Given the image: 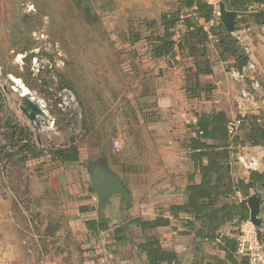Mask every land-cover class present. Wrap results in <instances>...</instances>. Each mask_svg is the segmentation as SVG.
<instances>
[{
	"label": "rangeland",
	"instance_id": "1",
	"mask_svg": "<svg viewBox=\"0 0 264 264\" xmlns=\"http://www.w3.org/2000/svg\"><path fill=\"white\" fill-rule=\"evenodd\" d=\"M189 1L0 0V264L96 260L102 236L84 233L88 215L79 211L88 186L96 193L95 165L138 198L147 193L137 187L159 175L164 149L170 169L184 167L191 101L212 95L202 81L219 57L211 41L186 42L180 21L174 39L185 43V56L156 55L163 15L184 19ZM224 66L230 72L235 64ZM26 97L43 111L33 120L23 110ZM8 123L18 134L12 140ZM22 128L41 157L24 158ZM70 145L78 162L53 158Z\"/></svg>",
	"mask_w": 264,
	"mask_h": 264
},
{
	"label": "crops",
	"instance_id": "2",
	"mask_svg": "<svg viewBox=\"0 0 264 264\" xmlns=\"http://www.w3.org/2000/svg\"><path fill=\"white\" fill-rule=\"evenodd\" d=\"M226 2H224V4L227 10L237 12L235 27L232 32L225 27L221 17L214 16V18L207 22L203 17H200L194 12V8H191V14L185 15L184 19L180 20L182 27L180 28L179 34L181 32V36H183V38L186 37V42H189L187 41L189 39L194 41V44H201V46H204L205 42L199 43L189 38L187 34L188 27L184 24V20L189 17V21L194 22L198 27H202L206 31H210V29L214 27L215 32L207 41L214 43V47L219 54L218 60L214 64H211V72L205 74V79L202 81L204 87L208 85L213 87L212 89L206 90L212 92V95L202 100L193 99L191 101L194 106L192 110L190 109L191 112H189L190 121L192 120L190 136L187 141L181 143L183 148L189 150V157L186 156L184 167L181 169V167L175 166L174 168L173 165L174 169H170L168 166V157H170L168 153L169 150L166 152V149H164L163 158L165 162L164 165L162 164L161 166L159 175L154 177L150 184L145 182L137 187L139 191H146L147 194L144 195V197L138 198L135 192L131 193L130 188L122 181L131 196L127 197L114 194L106 201L101 209L97 191L96 193L95 191H91V187L88 186L83 195L81 193L84 197L79 201V211L82 216L88 215V217L84 219L85 223H81L82 226H84V233L88 234L90 237L94 236V241L97 237L102 236L98 240V253L100 254L97 255L95 261H88V264H232L227 258V252L221 249L219 244L222 242L221 235H227L233 238L236 237L241 224L237 217H235L233 221L223 223L219 229L220 235L218 238L215 241H210L200 235L204 223L198 221L196 223H189V221L193 219L192 213L180 212L178 216H174L171 213L172 205L186 203L188 185L193 182L199 183L201 181V174L195 168V163L192 159V150L189 146V139L197 134L196 128L192 126L197 121V115H213L222 111L226 114L228 121L233 120L239 112L237 104L239 102L238 95L240 90L245 86L246 82L248 83V81L245 80L235 79L231 76V73L225 69L224 65L228 63L235 64L234 67L238 68L240 61V59L237 60L235 54L226 53L224 55L222 53L223 45L220 39L225 37L227 32L231 33L236 38L238 48L242 52H244V49L249 51L248 61L257 64L259 76L262 79V91L257 102L246 105V113L247 116L258 117L260 121L264 120V24L257 23L254 19V15L258 12V9L264 7V4H242L241 0H226ZM185 47V43H183L181 39H178L173 50L180 52L176 59L184 55L186 50ZM233 79L240 83L239 91H236V84ZM184 114L186 115L188 113L184 112ZM254 123L255 122L247 117L240 130H238L237 137L234 140L231 137L228 140H208L209 143L219 144L221 149L223 148L229 151V157L226 159V162L229 164V175L233 181L244 179L248 182L250 180L251 172L241 167L237 162V155L240 153L257 156L261 163L258 171L264 172V143L254 145L249 142L248 136H246L255 128L256 124ZM160 148L162 149V146H160ZM187 159L189 160L187 161ZM204 163H207L206 159ZM177 164H181L180 161ZM225 182L224 180L220 185V191L225 188ZM263 190L264 187L258 186L257 188H250L248 196H245L247 192H242V190L234 191L231 195L227 196L221 195L218 199L217 206H222L226 203H230L231 206H238V203L246 199V207L250 216L248 197L253 194H258L263 203ZM159 196L162 197V199L156 201L155 197ZM82 199H84V201ZM95 201L97 205L94 204ZM163 206L164 208H161ZM263 215L264 211L261 206L260 217L262 218ZM158 216L170 219V223L154 228H142L139 224L133 222L135 218L154 220ZM90 219L101 220L107 225L101 228L97 223L95 228H89L86 221ZM81 221L82 220H80V222ZM205 224L208 229L210 223ZM132 230H135L141 237L131 238ZM153 241L158 242L159 250L157 254H159L161 258L162 252H173L176 254V258L172 261L157 258L156 263L151 261L148 253L150 252L148 250L150 245L148 246V244ZM235 255L239 257L238 260L240 261L242 256L237 253H235ZM163 256L165 255L163 254ZM253 264H264V251L261 259Z\"/></svg>",
	"mask_w": 264,
	"mask_h": 264
},
{
	"label": "trees",
	"instance_id": "3",
	"mask_svg": "<svg viewBox=\"0 0 264 264\" xmlns=\"http://www.w3.org/2000/svg\"><path fill=\"white\" fill-rule=\"evenodd\" d=\"M226 2V0H222ZM227 3V2H226ZM242 4L246 3H257L264 4V0H241ZM188 7L194 8V12L200 17H203L207 22L214 18L213 7L202 0H190L188 2ZM192 10V9H191ZM163 26L164 35L162 38V43L157 49V56L169 55L172 50H174L177 41L174 39V29L177 23L180 21L179 15L169 16L167 14L163 15ZM254 19L257 23L264 24V7L258 9V12L254 15ZM184 20V24L188 27L187 34L190 39H194L197 42H206L209 37L214 34V27L210 31H206L202 27H198L194 22ZM192 28V29H191ZM227 32V31H226ZM223 45L222 53L235 54L237 60L244 56L237 45L236 38L229 32L226 33L225 37L220 39ZM210 73L209 71H205ZM212 86H205V89H212ZM1 111V106H0ZM253 122H255V128L251 130L246 136L250 143L254 145H259L262 143L260 137L264 136V120L260 121V118L255 116H247ZM246 117V119H247ZM245 119V120H246ZM228 118L226 114L222 111L217 112L213 115L201 114L197 115V121L194 125L196 128V136L189 139V146L192 150V159L195 163V168L201 174V181L199 183L193 182L187 187V201L184 204L171 206V213L174 216H178L180 212H189L193 214V219L189 223H204L203 229L200 231V235L210 241H215L220 235L219 229L223 223L233 221L235 217L240 220L248 219L249 213L246 207V199L237 205H230L226 203L222 206H217L219 197L231 195L234 191L242 190V192H247L245 196H248L250 188H257L258 186L264 187V172L250 171V180L246 182L244 179L238 181H233L231 179L230 167L226 159L229 157V151L227 149H221L219 144L209 143V139H222L228 140L230 135L228 134ZM243 125V124H242ZM8 129L7 135L9 139L17 137L16 128L12 126L11 123L7 124ZM19 140H25V143L19 147V150L23 152L24 158H39L42 156V150H39L35 142L30 138L31 133L28 129L22 128L19 133ZM236 139V135L232 138ZM17 142V144H18ZM53 158L60 160L64 163H75L80 159V154L77 146L70 145L69 147H62L54 150ZM207 163H204V160ZM216 176V177H215ZM215 177V178H214ZM225 182V188L220 191L219 187L223 181ZM134 223L139 224L142 228H154L160 225H168L170 219L164 217H157L154 220H143L142 218L133 219ZM103 228L107 224L105 222L97 219H90L86 221L89 228H95L96 225ZM205 223H210V227L206 228ZM220 248L227 252V258L232 262V264H250L249 258L242 256L240 261L239 257L235 255L237 253V240L236 237H228L227 235H221ZM150 248V260L156 263L157 258H161L157 251L159 250L158 242L153 241L148 244ZM157 247V248H156ZM152 252V253H151ZM163 254L165 256H163ZM176 258V254L173 252H162L161 260L172 261ZM203 264V263H200Z\"/></svg>",
	"mask_w": 264,
	"mask_h": 264
},
{
	"label": "built area",
	"instance_id": "4",
	"mask_svg": "<svg viewBox=\"0 0 264 264\" xmlns=\"http://www.w3.org/2000/svg\"><path fill=\"white\" fill-rule=\"evenodd\" d=\"M213 7L214 16L220 17V4L222 0H202ZM264 42V39H263ZM246 55L249 58V51L246 50ZM231 76L237 80H245V86L240 90L238 95L239 102L238 115L230 120L227 126L228 134L233 138L238 130H240L244 123L247 113L246 105L253 104L259 99V95L262 91V79L259 77V70L257 64L248 61L245 67L240 72L237 67L230 69ZM118 145V142H115ZM237 162L241 167L248 171H256L260 168V159L255 155L238 154ZM264 211V201L261 205ZM240 228L236 235L237 240V254L240 256H246L249 258L251 264L259 261L264 251V215L262 216V223L258 227L256 226L250 217L240 222Z\"/></svg>",
	"mask_w": 264,
	"mask_h": 264
},
{
	"label": "water",
	"instance_id": "5",
	"mask_svg": "<svg viewBox=\"0 0 264 264\" xmlns=\"http://www.w3.org/2000/svg\"><path fill=\"white\" fill-rule=\"evenodd\" d=\"M236 15L237 12L227 10L225 8L224 2H221L220 17L223 24L230 32L234 31ZM247 61V55H244L240 59L238 67L240 72L242 71L243 67L246 66ZM25 102L26 106L23 107V110L29 115V118L31 120L35 118L36 114H40L43 112L38 103L34 102L32 98L26 97ZM92 177L93 183L95 185L99 197V206L101 209L105 205L106 201L114 194H120L127 197L131 196L120 177L106 167H102L101 165H95ZM261 203L262 199L258 194H253L248 197L250 219L258 227L262 223V218L260 217Z\"/></svg>",
	"mask_w": 264,
	"mask_h": 264
},
{
	"label": "bare ground",
	"instance_id": "6",
	"mask_svg": "<svg viewBox=\"0 0 264 264\" xmlns=\"http://www.w3.org/2000/svg\"><path fill=\"white\" fill-rule=\"evenodd\" d=\"M25 91H27V89H25Z\"/></svg>",
	"mask_w": 264,
	"mask_h": 264
}]
</instances>
